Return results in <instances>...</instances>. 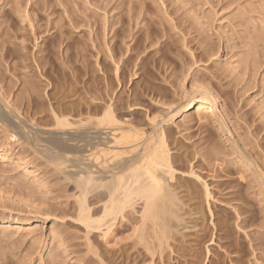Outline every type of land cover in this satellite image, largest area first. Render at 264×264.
Wrapping results in <instances>:
<instances>
[{
	"label": "rangeland",
	"instance_id": "1",
	"mask_svg": "<svg viewBox=\"0 0 264 264\" xmlns=\"http://www.w3.org/2000/svg\"><path fill=\"white\" fill-rule=\"evenodd\" d=\"M202 87L225 127L196 106L162 125L185 221L165 238L138 199L87 227L105 189L82 200L0 124V264H264V0H0V100L27 124L110 109L149 135Z\"/></svg>",
	"mask_w": 264,
	"mask_h": 264
},
{
	"label": "bare ground",
	"instance_id": "2",
	"mask_svg": "<svg viewBox=\"0 0 264 264\" xmlns=\"http://www.w3.org/2000/svg\"><path fill=\"white\" fill-rule=\"evenodd\" d=\"M185 96V101L181 100L183 102L176 108H168L169 113L166 116L153 119L154 125L149 135L132 125L119 123L110 109H104L100 117L98 114L91 116L86 113L85 124L77 127L74 133L65 131L70 128L71 123L63 113L54 117L52 125L27 124L22 121L23 118L20 120L15 116L1 100L0 124L10 134L11 140L21 141V144L52 166L57 174L65 176V179L72 178L80 189L79 198L86 197V193L91 190L89 186L105 189L103 195L107 199L103 203V214L97 220L89 217V211L84 204L85 198L83 201L79 199L81 203L79 202L78 216L87 227L90 224H96L99 229L104 226V236L109 235L117 216H121L124 209L132 206L133 201L138 199L143 203V222L150 220L152 226H161L159 230L163 237L171 232L179 234L175 223L179 225L185 221L180 216L184 204L174 193V188L165 181L166 178L171 180L174 170L170 165L169 150L161 127L180 118L194 106L197 107V116L202 112L212 116L220 115L217 110L218 101L208 88L202 87ZM219 119L224 126V120L220 116ZM106 129L108 134L103 132ZM109 137L111 138L107 141L106 138ZM6 152L7 149L0 153L3 155ZM161 173L164 178L165 175L167 177L164 179ZM261 175L264 177L262 173ZM158 241L161 243V240Z\"/></svg>",
	"mask_w": 264,
	"mask_h": 264
}]
</instances>
